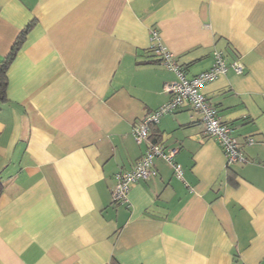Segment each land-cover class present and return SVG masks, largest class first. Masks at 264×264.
<instances>
[{
	"label": "crops",
	"instance_id": "crops-1",
	"mask_svg": "<svg viewBox=\"0 0 264 264\" xmlns=\"http://www.w3.org/2000/svg\"><path fill=\"white\" fill-rule=\"evenodd\" d=\"M21 31L0 94V264H264V0H0V60ZM156 42L187 78L215 50L242 64L201 91L245 160L226 165L182 102L148 128L182 178L155 156L112 202L147 148L133 125L177 77Z\"/></svg>",
	"mask_w": 264,
	"mask_h": 264
},
{
	"label": "built area",
	"instance_id": "built-area-1",
	"mask_svg": "<svg viewBox=\"0 0 264 264\" xmlns=\"http://www.w3.org/2000/svg\"><path fill=\"white\" fill-rule=\"evenodd\" d=\"M151 36L158 40V34L155 29H152ZM151 48L161 55L163 61L176 72L177 77L164 85L165 91L170 94L169 99L144 115L138 123L133 125L131 131L135 141H146L147 148L135 161L132 168L116 172L115 185L111 191L112 202H123L126 200L130 185L140 178L147 177L152 172V160L155 156H161L167 160L172 165L175 176L182 178L181 165L173 160L177 148L171 147L168 151H164L161 144L148 140L149 125L157 122L161 115L173 111L182 102H188L195 110L200 112L203 133L217 141L223 150L226 165L245 160L240 142L230 133L228 124L219 118L215 107L201 91L203 84L223 74L228 67H231L236 73H241L242 64L239 61H232L226 64L221 52L215 50L211 66L187 78L179 68L169 61L168 52L159 42L153 44ZM245 142L250 144L252 139L246 137Z\"/></svg>",
	"mask_w": 264,
	"mask_h": 264
},
{
	"label": "trees",
	"instance_id": "trees-1",
	"mask_svg": "<svg viewBox=\"0 0 264 264\" xmlns=\"http://www.w3.org/2000/svg\"><path fill=\"white\" fill-rule=\"evenodd\" d=\"M23 31H21L15 38L10 50L8 53L0 60V94L4 92L5 86H6V68L8 63L11 61L12 57L14 56L15 50L18 48L22 36ZM2 191V183L0 180V192Z\"/></svg>",
	"mask_w": 264,
	"mask_h": 264
}]
</instances>
